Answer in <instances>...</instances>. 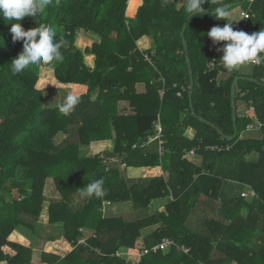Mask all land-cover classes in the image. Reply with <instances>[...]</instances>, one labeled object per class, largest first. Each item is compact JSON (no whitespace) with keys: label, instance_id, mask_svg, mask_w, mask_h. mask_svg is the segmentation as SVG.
Segmentation results:
<instances>
[{"label":"trees","instance_id":"obj_1","mask_svg":"<svg viewBox=\"0 0 264 264\" xmlns=\"http://www.w3.org/2000/svg\"><path fill=\"white\" fill-rule=\"evenodd\" d=\"M218 5H232L225 20L215 17ZM239 6L248 16L233 21L235 30H264V0H207L202 5L206 14L190 17L184 0H51L44 14L21 23L25 30L41 23L55 26L56 39L65 41L64 59L30 66L15 76L10 62L23 43L12 40L14 21L0 17V263L264 264V243L253 249L244 236L264 231V221L253 219V212V221H239V210L230 216L231 223L206 218L200 236L186 225L204 195L222 202V213L245 198H227V188L250 186L258 202L264 201V61L248 63L253 69L247 73L240 68L228 71L218 51L226 42L214 45L207 36L213 26L232 21L230 12ZM144 36L151 38L150 48L139 46ZM212 58L216 61L210 70ZM237 76L257 81L237 82L238 134L230 140L236 132L232 85ZM48 80L81 97L70 116L44 105ZM240 101L255 110L241 116ZM254 118L263 124L261 130L242 136ZM158 124L165 138L163 155L158 141L141 143L156 133ZM189 128L196 132L193 139L186 136ZM104 140H112L114 148L89 154L91 143ZM194 149L202 157L200 165L183 158ZM141 166H161L167 174L139 179L128 175L129 167ZM97 179H103L106 196L82 199L79 189ZM49 180L58 199L45 193ZM7 189L16 190V196L7 198ZM170 195L175 199L166 204L167 213L159 214L161 220L155 214L135 219L129 215L128 220L103 217L100 210L105 202L131 201L135 210L143 211L152 200ZM256 215L264 218V212ZM41 221L62 223L73 250L64 256L42 251L36 260L33 247L9 239L17 229L36 234ZM157 223L161 227L152 241L141 246L142 230ZM93 226L92 235L82 230ZM165 237L190 251L174 246L144 254L139 262L117 254L126 250L139 255ZM215 249L223 256L213 259Z\"/></svg>","mask_w":264,"mask_h":264},{"label":"clouds","instance_id":"obj_2","mask_svg":"<svg viewBox=\"0 0 264 264\" xmlns=\"http://www.w3.org/2000/svg\"><path fill=\"white\" fill-rule=\"evenodd\" d=\"M206 2L207 0H184L188 17L192 14L205 15L202 5ZM50 3L51 0H0V17L5 21H14L10 29L13 42L23 43V50L10 62V72L13 76L21 74L33 65L63 61L61 48L65 41L56 39L55 26L41 23L38 27L25 30L21 23L26 17L36 18L44 14ZM214 11L216 19L225 20L227 10L224 6L218 5ZM207 36L214 45L226 42L218 51L222 52L219 60L228 71L246 63L260 64L264 61V30L249 34L235 30L233 21H227L223 26H213ZM80 103L81 97L69 91L56 107L60 114L70 116ZM103 185V179L91 180L79 189V196L82 199L103 198L107 194Z\"/></svg>","mask_w":264,"mask_h":264},{"label":"crops","instance_id":"obj_3","mask_svg":"<svg viewBox=\"0 0 264 264\" xmlns=\"http://www.w3.org/2000/svg\"><path fill=\"white\" fill-rule=\"evenodd\" d=\"M240 11L242 13V11H245V10L243 8H241ZM245 12H247V11H245ZM230 13H231L230 18L232 21H237V20H240L242 18L241 16L237 17V16L233 15L232 11ZM138 44L141 48L147 49V48H150L152 46V40L150 37L144 36L139 40ZM237 68H240L242 70L241 66H239ZM243 72H245V71H243ZM140 85H141V86H139L140 90H144L145 89L144 84H140ZM241 102H242V106H241V109L239 111L241 116L249 115L250 112L255 110L254 106H250V109H248L246 102H243V101H241ZM256 121H259L258 118H254L250 123H248L247 130L243 132L242 136L251 135V134H253L252 132L261 130V129H250L248 127L251 123H254ZM195 133L196 132L193 128H189L186 132V136L189 137L190 139H193L195 136ZM96 144H98V146H101L99 150L102 149L103 151L112 150L115 146L114 142L112 140L98 141V142H96ZM102 150L99 152H97V150H96L95 153L93 152L92 155L97 154V153H103ZM165 150H166V148L164 149V152H165ZM194 150L196 151V149H194ZM167 151H168V149H167ZM190 151H192V150H190ZM190 151H186L185 154L183 155V158L186 157L185 155L187 153H189ZM158 152H159V154H161L159 147H158ZM164 152H163V154H164ZM252 157L254 158V157H256V155L252 154L251 158ZM187 159H189L191 162H193L197 165H200L202 163V157L200 155H198L196 152L194 155L193 154L188 155ZM165 174H167V172H165L161 166H155V167H150V166H143L142 167L141 166V167H129L128 168V175L131 178H135V179L144 178V177H146V178L147 177L148 178L159 177V176L165 175ZM251 191H254L255 194L253 195L252 193H250ZM248 192H249V194L247 196H243V193H248ZM224 193H226L227 198H232V197L234 198L237 195H241L245 198H244V200H242V202H240V201L234 202L233 205L231 206V209L228 208V211L222 213V211H225V208L224 209L222 208V211L220 210V207L223 205L222 202H220L217 199L211 200L210 198H208L205 195L202 196L201 200L197 202L193 212L188 216L187 221H189V222L192 221L191 224H189V222H186V225L189 226V230H191L192 232L194 231L196 235L198 234L200 236L202 234L204 228H205L203 221L206 218H211V219H216V220L222 219L221 221H223L225 223H231L232 220L230 219V216L232 214L235 215L236 210H239L240 214H241L239 221L240 220H242V221H253L252 218L255 219L256 221H264V218H260L259 216L256 215L257 213L264 212V201L258 202L257 192L253 188H251L250 186H243L242 185V187H237L233 191H230V188H227L224 190ZM174 199L175 198L172 195H170L164 199H162V198L154 199L151 201L149 207L143 211L135 210L134 204L131 201L121 202V203L105 202L100 210L102 211L103 217L123 216L125 219L128 220L129 218H127V217L129 215H132V217L135 219V218H139L141 216H151V215L155 214L156 218L161 220V216L159 214L167 213L168 207L166 206V204L169 202H173ZM186 207H187V205L182 209L185 210ZM108 210L111 212L114 211L116 214L114 215L111 213H107ZM250 212H253V215L256 216V218H254V217L251 218V216H249ZM58 224L60 227L57 226L56 224L50 225L46 222L41 221V224H40L41 227L39 229H37L38 232L36 234L26 233L22 229H17L13 233H11V235L9 236V239L14 241V242H18V243L24 244L26 246L33 247V249L35 251V256L40 255L42 251L50 252L47 249H45V245L47 244L46 242L50 243L53 241H61L63 246L58 244L56 247L61 246L62 248L64 247V249L67 248L66 250H64L65 255H66L73 250V246L64 236L63 224L62 223H58ZM58 227L61 228V231H60V229H58ZM160 227H161V224L157 223L155 225L144 228L142 230V235L139 238V243L144 245L147 242L152 241L154 231L158 230ZM44 228H45L44 232L40 231V229H44ZM54 229L56 230V232H53ZM82 230L89 235L93 234V233L91 234V231L94 232L93 230H90L88 228H82ZM46 232H48V235L44 236V234H46ZM52 235H53V238H52ZM244 236H246L250 239L249 246L253 249H259L262 246V244L264 243V231H261V229L259 231H256V233L253 236L249 235V232H247ZM169 238H171V237H169ZM171 239H173V238H171ZM173 240L178 244V242L175 239H173ZM63 256H64V254H63ZM211 256L213 259H218L221 256H223V254L221 251L215 249L213 251V253L211 254ZM37 260H39V259H37ZM6 264H7V262H6ZM232 264H234V263H232Z\"/></svg>","mask_w":264,"mask_h":264},{"label":"rangeland","instance_id":"obj_4","mask_svg":"<svg viewBox=\"0 0 264 264\" xmlns=\"http://www.w3.org/2000/svg\"><path fill=\"white\" fill-rule=\"evenodd\" d=\"M183 2V0H181V3ZM241 8L242 7H236L234 8V10L232 11L233 12V15L235 16H241ZM236 19V18H235ZM242 67V70L245 71V72H250L252 69H253V66L246 63L244 65H241ZM47 87H45L46 85H48ZM44 86V94H45V106L46 107H54L56 106L58 103L62 102L64 97L66 96V94L69 92L68 89L64 88L65 86H61L60 83L56 82V81H53L52 80H48L47 83L45 84ZM141 86V85H140ZM139 90H140V87H139ZM241 106H242V102L240 101L239 102V111L241 109ZM62 138L65 137V135H62L61 136ZM101 146H98V144H96V142H93L91 143L90 146H88V152L89 154H93V152L95 153V151L97 150V152L101 151L99 150ZM103 151V150H102ZM240 187V186H239ZM47 197H50V198H54V199H58V197L60 196L59 192L57 191L55 185L53 184V181L52 180H49L48 181V185H47V188H46V191H45ZM17 192L16 190L12 191V192H9L8 189L5 191V196L8 198V197H13V196H16ZM107 213H111V214H116L114 211L111 212L108 210ZM99 221H96V223H98ZM192 221H190L189 224H191ZM57 226H59V224H56ZM97 226V225H96ZM96 226H93L91 227V230H94L96 229ZM41 227V226H40ZM60 227V226H59ZM60 231H61V228H59ZM40 231L44 232L45 231V228L44 229H40ZM53 232H56V230L54 229ZM93 232L91 231V234ZM62 234V233H61ZM48 235V232H46V234H44V236ZM42 236V235H41ZM52 238H53V235H52ZM26 243V242H25ZM47 244L45 245V249H47L48 251H50L51 253H57L61 256H63V254L65 255V251L66 249H64V247L62 248L61 246L62 243L61 241H53V242H46ZM58 244H60L61 246L60 247H56ZM142 246V244H140ZM64 252V253H63ZM120 255L123 256V257H126L130 262H139V260L141 259V257L143 256H139V255H135V254H128V251L124 250V251H120ZM38 253V252H37ZM35 259H39L40 260V255L38 256H35ZM0 264H6V262H2Z\"/></svg>","mask_w":264,"mask_h":264},{"label":"built area","instance_id":"obj_5","mask_svg":"<svg viewBox=\"0 0 264 264\" xmlns=\"http://www.w3.org/2000/svg\"><path fill=\"white\" fill-rule=\"evenodd\" d=\"M247 16H248V13L245 12V11H242L241 17L243 18V17H247ZM215 61H216V59L215 58H212L211 61H210V63L208 64V67H209L210 70L213 69L214 64H215ZM251 64H254V63H251ZM260 64H254V65H260ZM179 95H181V94H179ZM262 125L263 124L260 121H256L254 123H251L248 127L250 129H260L262 127ZM152 141H158L159 142V145H160V153L162 155L163 152H164V149H165V147H164V145H165V138H164L163 127L161 126V124H158L157 125L156 133L154 135H150L148 138L143 139L141 141V143L144 146V145L150 144ZM229 148L230 147H228V149ZM195 152H196L195 150H192L189 153H187L185 156L187 157L190 154H193L194 155ZM250 193H252L253 195L255 194L254 191H251ZM248 194H249V192L248 193H243V196H247ZM81 242L82 243H85V239H82ZM174 246H177V247H179V249L184 250L186 252L190 251V248L187 247L186 245L179 246L173 239H171L169 237H165V238H163L161 240L160 243H158L157 245H155L152 249L144 248L143 251L140 252L139 256H142V255L147 254V253L152 252V251L153 252H157L159 250H169V249L173 248ZM120 253L121 252H119L117 254L119 256H121Z\"/></svg>","mask_w":264,"mask_h":264},{"label":"water","instance_id":"obj_6","mask_svg":"<svg viewBox=\"0 0 264 264\" xmlns=\"http://www.w3.org/2000/svg\"><path fill=\"white\" fill-rule=\"evenodd\" d=\"M232 7V5H226L225 6V9L228 10ZM215 13V11H214ZM185 31H186V28H184L183 32H182V36L184 38V46L185 48L187 49L188 47V43H187V40H186V37H185ZM188 63L189 65L191 66V63H190V58L188 57ZM240 79H250V80H253V81H257V79L255 78H251V77H248V76H237L233 82V85H232V96H233V116H234V122H235V126H236V132L234 135L232 136H229L228 138L230 140L234 139L237 134H238V128H237V105H236V100H235V96H236V85H237V82L240 80ZM194 84H195V79H194V74H193V71L191 70V107L192 109L193 108V91H194ZM205 120V119H204ZM207 121V120H205Z\"/></svg>","mask_w":264,"mask_h":264}]
</instances>
